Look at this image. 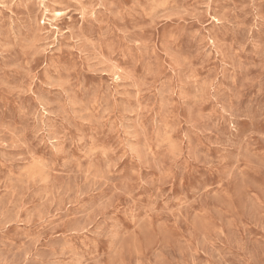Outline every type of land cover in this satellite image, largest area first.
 <instances>
[{
  "label": "rangeland",
  "instance_id": "rangeland-1",
  "mask_svg": "<svg viewBox=\"0 0 264 264\" xmlns=\"http://www.w3.org/2000/svg\"><path fill=\"white\" fill-rule=\"evenodd\" d=\"M0 264H264V0H0Z\"/></svg>",
  "mask_w": 264,
  "mask_h": 264
}]
</instances>
